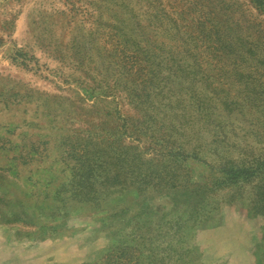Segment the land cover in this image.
I'll return each instance as SVG.
<instances>
[{
    "label": "rangeland",
    "instance_id": "374dc122",
    "mask_svg": "<svg viewBox=\"0 0 264 264\" xmlns=\"http://www.w3.org/2000/svg\"><path fill=\"white\" fill-rule=\"evenodd\" d=\"M226 96L264 102V0H0V264H264V108ZM133 191L115 243L49 240Z\"/></svg>",
    "mask_w": 264,
    "mask_h": 264
},
{
    "label": "trees",
    "instance_id": "16d2710c",
    "mask_svg": "<svg viewBox=\"0 0 264 264\" xmlns=\"http://www.w3.org/2000/svg\"><path fill=\"white\" fill-rule=\"evenodd\" d=\"M221 31L222 29L220 27H217L214 24H210V22H202L199 25V35L195 38L197 40V42H199L200 40H205V45L208 48L209 44V48L213 47L214 52L216 51L217 53L219 51H221V53H225V50L228 49L230 55H237L236 59H235V66H240L241 64H244L246 62V60H248L249 62H258V60L255 57L252 58H247L246 57V53H247V43L248 41L241 35H238V33H236L235 31H233V36L231 37H226L223 38L221 35ZM237 34V35H234ZM203 36V39H200V37ZM211 38V40L209 39ZM199 53H203V49L199 51ZM214 57V56H212ZM253 64V63H251ZM238 69V68H237ZM235 71V70H234ZM228 78H225V74L220 75V78H225V79H232L236 82L239 83V81H241V78L243 77L242 74L238 73L236 71V73H231L228 75ZM224 92V91H221ZM217 94V92H215ZM227 94V93H226ZM228 98H233L230 96H226L225 99H220V101H218V104H222L224 107L228 108L230 105H234L236 108H245V107H249V108H254L256 107V111L260 110V106H262V108H264V102L260 101V103L257 105L256 103H251V101L244 97V98H233V99H237L239 102L233 101V100H229L226 101ZM254 106V107H253ZM98 158H101L100 156H98ZM116 168L115 166L112 165V170H111V174L107 179H108V183L110 185H112V189L115 187H125L126 185L123 182H120L117 179V175L115 173ZM248 178V177H246ZM108 185V186H110ZM107 195V194H105ZM70 198L74 199V200H79V201H83V202H91L93 200H95L97 198V201L99 202H103L105 200H107L108 196H98V197H90V196H79V197H74V196H70ZM127 228V227H126ZM126 229H124L122 232L125 233ZM120 238V236H119Z\"/></svg>",
    "mask_w": 264,
    "mask_h": 264
},
{
    "label": "crops",
    "instance_id": "0c3cea01",
    "mask_svg": "<svg viewBox=\"0 0 264 264\" xmlns=\"http://www.w3.org/2000/svg\"><path fill=\"white\" fill-rule=\"evenodd\" d=\"M131 194V203L127 205L126 210L122 212V214H118V209L113 207L111 211L106 213V217L104 215L105 221L103 222V225L101 224L97 226L96 220L99 218L95 215L89 214L94 220H89L91 217L80 215V218L82 219H80L81 221H78L77 223L70 224L68 219L65 220V231L57 233L49 240L53 242L57 240H64L65 238L69 239L70 237L68 236L71 235L72 237L75 232L80 231L77 237H80V239H85V242L98 243L102 242L104 239L106 244L111 242L112 244L115 243L118 234L126 229L128 222L127 220H129L128 218L141 212L142 209L146 207L147 201L140 198L138 199V195H136L134 191L131 192ZM100 209L101 207H98L97 215H101ZM76 218H79V216ZM74 237H76V235ZM103 250L104 248H99L96 250L95 254L98 252L101 253ZM92 260L93 259L89 261Z\"/></svg>",
    "mask_w": 264,
    "mask_h": 264
}]
</instances>
